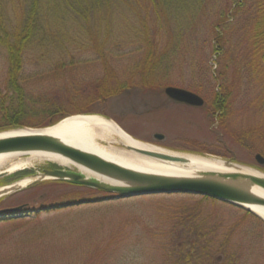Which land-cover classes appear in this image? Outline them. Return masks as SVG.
Returning <instances> with one entry per match:
<instances>
[{
    "label": "rangeland",
    "instance_id": "rangeland-1",
    "mask_svg": "<svg viewBox=\"0 0 264 264\" xmlns=\"http://www.w3.org/2000/svg\"><path fill=\"white\" fill-rule=\"evenodd\" d=\"M230 1L202 0L204 9L196 11L195 0L183 9L179 1L115 0L112 8L97 12L41 0V26L19 73L25 121L44 124L40 111L64 104L66 112L88 110L92 114L87 116L113 121L136 140L165 151L230 160L264 173L255 158L264 157V62L255 74L239 54L246 9L238 14L235 6L230 8V62L224 52L215 53L212 25ZM30 5V0H0V126L1 104L13 97L12 61L1 40L22 30ZM168 87L198 94L205 106L191 109L169 101ZM228 91V109L219 119L213 115L215 96ZM100 94L108 100L103 102ZM156 134L165 139H155ZM101 144L126 150L118 143ZM28 159L21 156L6 169ZM49 164L59 166L32 162L30 169L2 178L0 188L24 180H12L21 172ZM44 182L0 198V209L21 204L39 209L109 196ZM34 214L0 221V264H264V220L197 196L117 199ZM197 253L199 260L188 262Z\"/></svg>",
    "mask_w": 264,
    "mask_h": 264
},
{
    "label": "water",
    "instance_id": "water-1",
    "mask_svg": "<svg viewBox=\"0 0 264 264\" xmlns=\"http://www.w3.org/2000/svg\"><path fill=\"white\" fill-rule=\"evenodd\" d=\"M165 94L172 101L180 104H186L197 108H201L205 105V101L202 97L185 89L168 87L165 89ZM23 130L27 132L11 135V132L16 131L12 130L0 133V154L26 152L56 154L76 165L84 167L94 174L117 183L114 185L108 184L96 178L87 177L74 167L64 168L59 164V167L63 169L46 170L42 174L33 176V182H31L30 178H25L24 180L30 179L29 183L25 186L12 188L0 194V198H2L14 192L21 191L30 185L32 186L44 181H55L93 189L109 195L100 200H82L80 202H69L42 207L39 208L37 212L65 209L117 199H132L154 195H188L204 197L233 205L250 212L252 211L249 207L264 208V173L242 165L240 166L258 172L259 175L244 172L215 171L203 172L195 177L147 174L122 167L97 154L68 145L53 135L43 133L41 131L43 129L29 128ZM164 137L165 136L162 134L155 135V139L159 141H163ZM126 150L165 162L189 163L187 158L175 156L178 153L173 154V152L170 151L161 153L133 147H126ZM255 158L260 165H264V157L262 155L258 154ZM221 161L228 165L236 164L230 160ZM8 175L7 172H2L0 173V179ZM18 183H14L7 187L16 186ZM260 193L262 195H260ZM17 210H19V208L0 211V218L10 217L13 215L12 213Z\"/></svg>",
    "mask_w": 264,
    "mask_h": 264
},
{
    "label": "trees",
    "instance_id": "trees-1",
    "mask_svg": "<svg viewBox=\"0 0 264 264\" xmlns=\"http://www.w3.org/2000/svg\"><path fill=\"white\" fill-rule=\"evenodd\" d=\"M61 1L65 3L71 2L72 6L79 10L91 9L92 11L95 10L97 12L100 9L112 8L109 5L115 2V0H61ZM175 1L176 2L179 1V3L178 2L176 3ZM189 1L190 0H169V4L175 2L176 4H178L179 9H183L184 7L189 6ZM201 1L202 0H199L198 2V0L197 1L195 0L193 8L196 11L204 9V6L201 8ZM30 2L31 5L29 6L27 21H25L24 27L21 28L22 30L16 32V34L9 39L3 38L1 40L3 41L2 43L6 45V49L10 54L12 61V66L10 71V88H11V93H13V97L10 98V102L3 100L1 104L2 107L1 110L2 112H4V116L1 122L3 124L0 126V132L26 129V128L44 129L54 126L57 123H59L61 120L70 117L74 114H85V115L92 114L88 110H84V109L80 110V108L78 110L74 108L73 112L72 111L66 112L64 104H56L51 106L50 108H45L44 110L40 111L39 115L42 119L43 118L47 119L46 123L44 124L27 123L25 121L26 112L22 106L25 96L22 97L21 90L18 85V81L20 79L19 73L21 72V68H22V57L23 55H25V51L29 50L34 42L35 35L41 26L39 24L42 16L41 13L42 6H40L41 0H30ZM250 2L251 4H248V2L243 3L241 0H233L231 2V5L229 4L230 5L229 7L225 6L226 8L220 10V16L217 18V20H214L212 25V28L215 31V34L213 32L215 37V45L218 48L215 50V53L219 55L222 52H224L223 54L226 55L227 59L232 55H234V53H229L231 50L228 49L230 44V39L228 38L227 31L229 32L231 30L228 26L227 21L229 20L230 8L231 6H235L239 11L238 14L242 13L246 9L248 20L247 23H245L244 25L245 29L243 33L239 36V39L243 42L244 50L240 52L238 50V52L241 55L243 61L246 64L248 63V67L251 69V71L255 74H259L260 69H262L260 65H263L260 64V61L261 63L264 62V0H250ZM197 6H199V8L201 9H196ZM189 7H191V4ZM243 34H244V39H243ZM245 38L247 41L245 40ZM10 39L13 41L10 42ZM174 48L176 49L175 45ZM226 69H228L227 66ZM227 88L230 89V86L228 85ZM118 92L120 93V90ZM101 94L100 96H98L99 99L103 100V102L108 100V96L102 97ZM229 98H230L229 91L225 97H222L220 94H216L214 100L215 113H213V115L218 114L219 119L223 118V116L226 113V110L228 109ZM74 105L75 103L71 104V106ZM201 198L206 201L209 200L215 201L209 198H204V197ZM247 213L252 214L249 211H247ZM199 257L200 256L198 254V256L196 257L194 256L188 258L189 259L188 262L192 261V259L193 262H197L199 260ZM52 262L50 263L52 264ZM53 264H57V261H54Z\"/></svg>",
    "mask_w": 264,
    "mask_h": 264
},
{
    "label": "bare ground",
    "instance_id": "bare-ground-1",
    "mask_svg": "<svg viewBox=\"0 0 264 264\" xmlns=\"http://www.w3.org/2000/svg\"><path fill=\"white\" fill-rule=\"evenodd\" d=\"M18 131V132H16ZM12 134L26 133L27 131L20 129ZM23 131V132H22ZM43 133L53 135L68 145L74 146L84 151H88L99 155L100 157L114 162L122 167L143 172L147 174H156L162 176L176 177H195L203 172H244L254 175H259L258 172L241 167L240 165H228L221 160L208 159L203 157L181 155L175 156L184 157L189 160V163H172L157 160L151 157L143 156L127 150H116L104 147L101 143H118L122 146L150 150L154 152L166 153L165 150L140 142L129 135L124 129L113 121L107 120L101 116L76 115L70 116L61 120L56 125L41 130ZM174 154V153H173ZM176 154V153H175ZM29 155L27 161L20 160L12 164L6 169L8 164L14 162L15 159ZM52 161L60 164L63 167H74L81 171L87 177L96 178L108 184H117L111 180L94 174L82 166L59 156L56 154L45 152H26V153H4L0 154V173L7 172L8 174L15 173L24 169H30L32 162ZM30 179L24 180L13 187H4L0 189L2 192H7L12 188L22 187L28 184ZM257 192V191H256ZM260 195H262L260 193ZM250 210L264 220V208L249 207Z\"/></svg>",
    "mask_w": 264,
    "mask_h": 264
},
{
    "label": "flooded vegetation",
    "instance_id": "flooded-vegetation-1",
    "mask_svg": "<svg viewBox=\"0 0 264 264\" xmlns=\"http://www.w3.org/2000/svg\"><path fill=\"white\" fill-rule=\"evenodd\" d=\"M169 101L173 102V103H176L177 105H180V103H177V102H174L172 101L171 99L168 98ZM182 106H184L185 108H191V109H200V108H196V107H192V106H189V105H186V104H181ZM165 139V138H164ZM56 169H63V168H60V167H56V166H52L51 164L43 167V168H39L37 169L36 171L34 170H30V171H24V172H21L20 174L16 175V176H13V179H18V178H26V177H30V176H35L37 174H42L44 173V171L46 170H56ZM2 179V178H1ZM0 179V180H1ZM4 179V177H3ZM41 185V184H40ZM45 185V184H44ZM51 185V184H50ZM53 185H64V186H68V185H65V184H60V183H56V184H53ZM30 205L29 204H21L19 206H15V207H10V208H7V209H18L16 212L12 213L13 215L8 217V218H0V221H4V220H11V219H14L20 215H23V216H26V215H30V214H33V215H37V214H34V213H37V210L38 209H34V208H30L29 207ZM50 206H53V205H50ZM42 207H49V206H41ZM6 209V208H5ZM5 209H0V211H3ZM44 212H48V211H44ZM44 212H41V213H44ZM29 213V214H28Z\"/></svg>",
    "mask_w": 264,
    "mask_h": 264
}]
</instances>
